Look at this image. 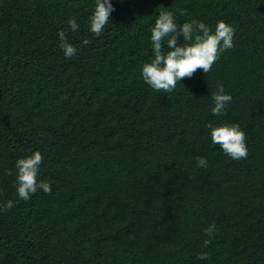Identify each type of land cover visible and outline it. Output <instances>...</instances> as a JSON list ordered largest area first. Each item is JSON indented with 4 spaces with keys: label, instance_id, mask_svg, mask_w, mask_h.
Instances as JSON below:
<instances>
[{
    "label": "trees",
    "instance_id": "trees-1",
    "mask_svg": "<svg viewBox=\"0 0 264 264\" xmlns=\"http://www.w3.org/2000/svg\"><path fill=\"white\" fill-rule=\"evenodd\" d=\"M111 3L96 37L95 0H0V209L14 203L0 210V264H264V0ZM161 10L235 30L207 74L169 93L141 76ZM217 85L232 97L222 116ZM221 122L245 133L246 159L212 143ZM35 151L51 193L24 201L15 162Z\"/></svg>",
    "mask_w": 264,
    "mask_h": 264
},
{
    "label": "clouds",
    "instance_id": "clouds-1",
    "mask_svg": "<svg viewBox=\"0 0 264 264\" xmlns=\"http://www.w3.org/2000/svg\"><path fill=\"white\" fill-rule=\"evenodd\" d=\"M111 0H95V8L89 17L90 32L99 37L113 11ZM181 15L187 13L183 10ZM71 31H78L79 25L74 18L68 20ZM234 29L223 20L218 21L213 32L208 25L197 19L177 24L173 12L161 10L151 28V45L153 59L144 63L141 68L143 80L155 91L165 93L172 92L177 82L185 77L191 78L197 69H202L207 74L220 53L233 48ZM60 48L67 58H72L77 53V48L67 42L64 30L59 31ZM183 43H179L180 40ZM166 40L168 51H164L163 42ZM91 41L84 39L82 44L87 46ZM213 115H225L226 105L231 102L232 97L224 93L223 85H217V91L212 94ZM211 141L219 145L222 151L233 160L246 159L248 149L246 136L240 130L238 124H227L224 122L218 125L209 123ZM43 161L39 151L33 152L30 156L17 159V169L14 187L19 199L27 201L38 189L45 194L51 193V183L46 181L38 182L39 166ZM197 167H207V160L197 157ZM6 175H12L10 170L5 171ZM14 207L13 201L9 200L2 209L7 211ZM215 224L204 229V234L211 237L215 233ZM207 243V242H206ZM200 259H208L207 253H202Z\"/></svg>",
    "mask_w": 264,
    "mask_h": 264
}]
</instances>
